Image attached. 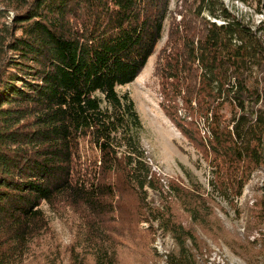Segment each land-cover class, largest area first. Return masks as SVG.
Segmentation results:
<instances>
[{"label":"trees","instance_id":"obj_1","mask_svg":"<svg viewBox=\"0 0 264 264\" xmlns=\"http://www.w3.org/2000/svg\"><path fill=\"white\" fill-rule=\"evenodd\" d=\"M171 1H1L0 264H23L50 231L43 205L54 213L77 209L92 235L115 221L107 215L127 191L138 199L141 222L163 216L145 209L149 190L162 196V185L135 103L118 88L153 56ZM231 1L249 16L225 0H180L181 19L173 18L157 66L163 109L226 199L241 197L252 174L264 170V0ZM178 97L189 120L179 116ZM171 188L194 220L206 217L205 200ZM168 213L179 252L166 264H197L186 245L192 231ZM93 238L94 263L118 264L108 241Z\"/></svg>","mask_w":264,"mask_h":264},{"label":"rangeland","instance_id":"obj_2","mask_svg":"<svg viewBox=\"0 0 264 264\" xmlns=\"http://www.w3.org/2000/svg\"><path fill=\"white\" fill-rule=\"evenodd\" d=\"M0 7L5 3L1 2ZM235 13L250 14V10L238 1L225 0ZM180 0H172L168 19L165 21L163 38L139 77L129 85L119 87L120 95L128 94L134 101L143 124L142 145L148 163L160 179L163 195L149 190L148 208H158L163 214L148 221L137 216L138 199L127 191L118 201L115 221L109 218L98 234L90 233L88 225L77 209H61L59 213L43 205L50 219V231L31 251L23 264H95V238L108 241L117 254L118 264H166L169 255L179 252L175 235L165 226V217L171 209L175 220L190 229L194 239L188 240L187 248L197 264H264V221L261 202H264V170L251 176L243 194L238 198L226 199L213 186L214 172L202 154L176 127L162 107L163 96L157 66L160 54L168 41L170 25ZM13 17V12H10ZM262 17H255L259 22ZM9 22H11L9 18ZM179 116L189 120L178 97ZM202 128V126H201ZM202 135L205 133L202 131ZM85 153V152H84ZM171 184L187 192H193L206 202V217L194 220L175 196ZM145 211V210H141ZM112 219V220H111Z\"/></svg>","mask_w":264,"mask_h":264}]
</instances>
